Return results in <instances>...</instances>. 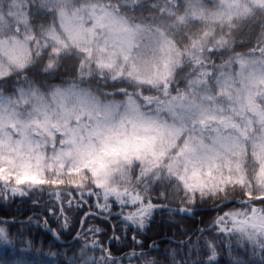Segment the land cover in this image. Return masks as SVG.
<instances>
[{"label": "snow or ice", "instance_id": "snow-or-ice-1", "mask_svg": "<svg viewBox=\"0 0 264 264\" xmlns=\"http://www.w3.org/2000/svg\"><path fill=\"white\" fill-rule=\"evenodd\" d=\"M124 3L135 6L140 0ZM164 3L160 7L155 0L152 2L162 17H168L162 27L132 23L131 17L121 14L119 5L112 8L92 3L72 11L71 0H59L64 38L55 29L47 35L60 47L71 45L88 61H94L97 68L113 72V78L125 71L129 76L139 72L140 53L134 55L133 49H139L138 41L147 36L154 53L150 67L155 71L147 78H136L157 90L163 88L162 96L145 97V102L155 103L156 111L166 113L172 122L146 118L131 97L128 107L136 119L128 121L130 127L122 122L119 128L108 123L113 106L101 108L93 103L51 115L46 109L36 108L38 114H29L27 119L0 107V192L24 196L29 194V188L42 189L44 185H51V192L67 181L82 196H96L100 213L110 214L115 201L122 209L121 215L124 208L128 209L124 221L143 229L154 205L146 202L140 191L126 186L123 179L133 163L138 162L142 182L178 181L177 187L182 185L190 203H195L197 197H222L227 201L231 199L230 191L239 190L248 211L227 212L219 217L225 225L220 231L239 233L264 254V55L259 59L230 57L221 68L230 67L234 61L239 71H221L211 82L208 77L213 74L202 71L203 79L190 81V89L185 93L171 95L167 83L170 66L186 54L171 38V29L190 31L192 21L203 22L204 28L192 36L193 47L188 53L199 63L196 42H200L202 52L214 25L231 28L242 18L264 17V0H219L216 11L207 10L202 0ZM23 7L17 0L15 8L6 13L0 11V25L5 19L17 21L15 38L0 39V64L7 56L10 62L23 67L30 56L29 45L18 38L21 22L27 28ZM5 31L11 28L0 26V36ZM25 39L31 41L34 37ZM60 47L54 49L56 55L60 54ZM143 63L148 65L149 61ZM206 133H214L207 136L211 145L205 143ZM56 195L59 199L60 193ZM256 203L261 207H255ZM7 239L8 233L0 228V240ZM215 259L216 250L212 247L208 264H214ZM70 264H80V260L74 256ZM84 264L90 262L85 260Z\"/></svg>", "mask_w": 264, "mask_h": 264}, {"label": "trees", "instance_id": "trees-1", "mask_svg": "<svg viewBox=\"0 0 264 264\" xmlns=\"http://www.w3.org/2000/svg\"><path fill=\"white\" fill-rule=\"evenodd\" d=\"M96 1L103 3V0ZM155 2L160 4L162 0ZM179 2L183 4L184 0ZM205 3L202 0V4ZM23 5L36 41L48 40L43 33L49 27L59 30V15L44 0H23ZM121 14L131 17L132 23L143 24H148L144 17L151 16L144 9L131 8ZM192 23L203 25L201 21ZM237 24L249 34L259 31V17L242 18ZM258 45L249 41L233 42V46L246 56L256 54L257 51L247 52V49H256ZM73 53L75 58L70 65L71 54L64 53L58 58L62 69L49 75V81H61L66 73L74 71L77 72L74 83L93 78L94 72L88 73L75 63L77 59L83 60V54L77 50ZM16 82L9 78L8 84L0 81V85L13 93ZM103 94L118 95L107 86L103 87ZM128 94L134 95L131 90ZM173 185L163 181L145 195V201L152 202L154 210L143 229L125 222L128 209L124 208L121 215L122 209L114 201L110 214L100 213L96 208V196L90 199L86 193L82 196L67 181L51 192V185H44L42 189L29 188V194L24 196L0 192V228L8 233V239L0 246V264H70L74 256L80 264H84L81 256L101 264H208L212 247L216 250L214 264H264V254L258 246L237 233L220 231L225 225L219 222V217L227 212L248 211L239 190L230 191L231 199L227 201L222 197L205 200L197 197L195 203H190L184 192H174ZM99 203L103 202L99 200ZM254 206L261 207L259 203ZM185 208L191 210L181 211Z\"/></svg>", "mask_w": 264, "mask_h": 264}, {"label": "clouds", "instance_id": "clouds-1", "mask_svg": "<svg viewBox=\"0 0 264 264\" xmlns=\"http://www.w3.org/2000/svg\"><path fill=\"white\" fill-rule=\"evenodd\" d=\"M20 2L23 3V0H20ZM87 4L88 3H82L81 0H71L70 10L75 11L77 8L85 7ZM16 5L17 0H0V11L6 13L9 8H15ZM102 5L105 7L111 5L112 8H116L119 5L122 9L121 13L128 11L130 8L134 10L144 9L146 12L151 13L150 17H144V20L148 24H159L163 27L168 22L167 16L162 17L158 8L152 7L151 0H140V3L135 6L121 3V0H103ZM48 6L52 7L59 15V0H51V3ZM159 6H165L164 0H162V3H160ZM173 7H175V5H173ZM37 8H39V4H37ZM16 23L17 21L15 18L10 21L5 19L0 26L5 29L10 27L11 31H5V34L0 36V39L11 40L15 38L16 33L13 29L15 28ZM21 24L23 25L24 30L22 38L19 39L29 45V41H26L25 38L26 36L33 35L29 28L28 19L27 28H25L23 22H21ZM192 25L190 31H186L184 28L170 30V36L175 40L178 48L186 50V54L183 58L181 59L178 57L175 64L170 66L167 83L171 95H177L178 93L189 91L190 81L203 79L200 75L202 71L206 70L212 73L213 75L208 77V79L210 82L213 81L215 74L214 71L210 69H215L217 67V61L224 63L227 62L230 57L242 55L241 52L233 46L234 41L256 42L259 44L260 56L264 55V52L261 51L264 49V17L259 16V31L254 32L253 34H249L246 30L240 29L237 23L231 28L226 26L222 27L220 30H217V28L214 27V30L208 33L202 52L200 51V42H196L197 54L200 58L199 63H197L196 59L188 53H191L193 47L192 36L200 29H203L204 25L197 26L193 23ZM53 29H55L58 36L64 38L63 31H58L54 27H49L43 33L50 42L48 45V58L37 60L30 54L27 60L23 62V67H19L16 63L10 62L7 56L3 57V63L0 64V81H4L5 84H8L9 78L16 79L17 82L13 85V88L14 93H18V96L15 98H9L10 96H13L14 93L6 91L3 85H0V107H2L5 112L14 110L21 117L27 119L29 114H38L35 112L36 108H41L42 110L46 109L51 115L60 112L62 109H79L81 106L95 103L99 104L101 108L106 105L113 106V110L108 117V123L110 125L119 128L123 122L125 126L130 127L128 121L136 119L135 113L128 107L130 98L128 92L131 90L137 98L134 101L138 105L139 111L143 113L146 118L158 117L161 121L167 120L168 123L172 122L171 120L166 119V113H158L155 110L149 114L141 110V105L146 103L145 97L163 95L162 87L157 90V88L152 85L141 83L136 78L137 75L147 78L155 71V69L150 67L153 58L148 60V65L144 64L143 60H141L139 64V72L134 73L132 76H129L128 72L125 71L124 75L118 78H113V72H110L107 69H99L95 64L96 71L93 74V78L86 82H81L79 84L74 83L73 81L77 79V72L75 71L70 74L66 73L61 81H49V75L52 73H59L62 69L61 61L58 60L62 54H71L68 61L69 65L75 58L73 53L75 48L71 45L67 48L60 47L55 40L48 37V31ZM59 29L62 30L60 24ZM201 40H204V38L201 37ZM57 47H60L59 55H56L54 52V49ZM254 51H256L255 48L247 49V52ZM35 56H40L39 49H37ZM86 60V57L84 60L77 59L75 60V63L79 67H82ZM61 85H63V91H61ZM144 85L151 86V90H145L141 87ZM104 86L113 89L118 95L115 97L105 96L103 94ZM46 95L51 97L50 101L46 99ZM113 99L118 101V103H112ZM125 99L126 102H124ZM101 100L106 101V103L101 105ZM153 105L156 106L155 103H153ZM137 163L138 162L133 163L128 171H126L123 179L127 182L126 186L131 187L132 190L147 193L148 189L146 185H149V183L147 181H141V169L136 166Z\"/></svg>", "mask_w": 264, "mask_h": 264}, {"label": "rangeland", "instance_id": "rangeland-1", "mask_svg": "<svg viewBox=\"0 0 264 264\" xmlns=\"http://www.w3.org/2000/svg\"><path fill=\"white\" fill-rule=\"evenodd\" d=\"M47 4H50L51 3V0H44ZM204 1H206L207 3H205V4H203V6L207 9V10H209V11H216V10H218V8L220 7V3H219V0H204ZM81 2L82 3H88V4H91V3H98V4H101V3H99V2H97L96 0H81ZM106 7H108V6H106ZM24 11V10H23ZM256 18H258L259 16H255ZM247 18V17H246ZM241 20V19H240ZM239 20V21H240ZM239 21H237L236 23H238ZM203 23V22H202ZM59 24H60V17H59ZM214 27H216L217 28V30H220L222 27H226V26H221V25H219V24H216V25H214ZM15 28H16V26H15ZM15 28L13 29V31L16 33V31H15ZM20 32H19V34H18V38H22V33H23V25L22 24H20ZM58 31H62V30H58ZM49 41L48 40H41V41H36L35 39H33V40H31V41H29V50H30V54L33 56V57H35L37 60H39V59H41V58H48V56H49V51H48V45H49ZM138 44L140 45V47H139V49H133V54L135 55L138 51H139V53H140V56L139 57H137V59H140V60H151L152 58H153V56H154V53H153V50H152V47L150 46V44H151V42H150V40L148 39V37L147 36H145V37H143V38H141L139 41H138ZM37 49H39V52H40V54L43 52L44 54L42 55V56H39V57H36L35 56V53H36V51H37ZM74 50H76V49H74ZM256 51H257V53L256 54H253V55H249V56H246L247 58H249V59H252V58H256V59H259L260 58V53H259V45H258V47L256 48ZM156 55H159V53L157 52L156 53ZM85 59V56H84V54H83V60ZM221 65H226V62H224V63H217V67L215 68V69H210V70H212V71H214V74H215V76H218L219 74H220V72L221 71H223V72H225V73H229V72H231V73H233V74H235V72L236 71H239V66H238V64H236L234 61H233V63L231 64V66L229 67V66H225V67H223V68H221ZM86 69V72H88V73H90V72H95L96 71V68H95V62L94 61H88V60H86L85 61V63L83 64V68L82 69ZM81 69V73L83 72V70ZM141 87H143V88H145V90H150L151 89V86H149V85H144V86H141ZM64 90V88H63V86H61V91H63ZM14 93V92H13ZM16 96H18V93H14V95L13 96H10L9 98H15ZM128 96L129 97H131L133 100H135V99H137L136 98V96L135 95H132V94H128ZM46 99H48L49 101L51 100V97L50 96H48V95H46ZM124 102H126V99H125V101ZM104 103H106V101H104V100H101V105H103ZM112 103H118V101H116L115 99H113L112 100ZM141 110L142 111H145L146 113H149V114H151L153 111H155L156 110V106L155 105H153V104H147V103H145V104H143V105H141ZM166 119H168V120H171V118L170 117H166ZM208 135H214V133H206L205 134V137H206V139H205V143L206 144H209V145H211V140H208L207 139V136ZM49 154H50V148H49ZM165 181H167V179H165ZM161 183V182H160ZM160 183H151V184H149V185H146V187H147V193L149 192V191H151V189L155 186V185H158V184H160ZM178 181L177 182H173V186H175L176 188H174V192H178V191H180L181 193H185V190L183 189V187H182V185H180L179 187H177V185H178ZM26 188L28 187L27 185L25 186ZM147 193H142L143 195H144V197H145V195L147 194ZM20 196V195H19ZM102 202H103V199H102V197H101V199H100ZM115 202V201H114ZM153 210H154V208H153ZM153 210H152V212H153ZM128 213V212H127ZM127 215V214H126ZM151 215H152V213H151ZM150 215V216H151ZM149 216V217H150ZM148 217V218H149ZM238 235H240L239 233H237ZM3 242H4V240H0V246L3 244ZM250 242V241H249ZM251 243H253V242H251ZM80 259L84 262L85 260H87V261H89L90 262V264H91V262H94V264H101L100 262H97L96 263V260H94L93 258H89V257H83V256H81L80 257ZM102 263H104L103 261H102Z\"/></svg>", "mask_w": 264, "mask_h": 264}]
</instances>
